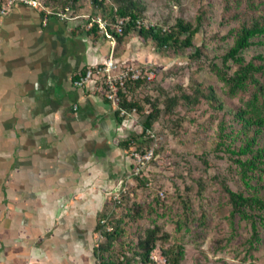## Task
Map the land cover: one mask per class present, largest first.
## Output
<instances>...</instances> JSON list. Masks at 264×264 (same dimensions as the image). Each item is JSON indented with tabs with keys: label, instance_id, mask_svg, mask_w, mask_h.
Instances as JSON below:
<instances>
[{
	"label": "crops",
	"instance_id": "obj_1",
	"mask_svg": "<svg viewBox=\"0 0 264 264\" xmlns=\"http://www.w3.org/2000/svg\"><path fill=\"white\" fill-rule=\"evenodd\" d=\"M81 13L0 14V264H97L99 214L132 168L122 143L142 127L74 81L111 57L163 61L136 33L119 47L91 34Z\"/></svg>",
	"mask_w": 264,
	"mask_h": 264
},
{
	"label": "trees",
	"instance_id": "obj_2",
	"mask_svg": "<svg viewBox=\"0 0 264 264\" xmlns=\"http://www.w3.org/2000/svg\"><path fill=\"white\" fill-rule=\"evenodd\" d=\"M87 1L45 0L44 4L53 11L60 9L66 12L67 8H71L79 12L84 9ZM222 1V24L234 21L232 22L234 26L229 28L226 34L232 37V43L218 58L215 56L211 58L205 56L203 45L199 43V39L203 40L207 31L204 19L206 14L203 10L195 22L178 17L172 26L165 28L160 24L150 26L141 23L149 17L137 0H115L111 7L107 6L106 0H90L94 8L93 15L100 14L99 16L110 24H115L121 17L129 18L121 35L116 34L111 27L107 29L118 47L130 34L137 33L144 41L154 43L159 51H171L186 57L190 62L189 72L193 64L205 68V71L223 86L227 96L246 97L241 107L230 108L215 84L204 83L195 78L193 73L189 75L187 88L181 85L175 94L169 95L161 88L158 96L148 95L142 101L129 96L130 91L147 87L143 78L130 81L127 90L120 93L121 108L128 113L135 110L141 118L142 126V133L131 136L122 143V146L129 150L135 144H139L141 146L135 150L140 153L145 152L142 148L144 145L149 146L151 143L150 138L145 139L147 130L153 129L162 118L170 121L172 127L169 129L172 133L175 135L179 133L185 121L184 117L176 114V109L181 103L187 114L207 107L209 119L218 122L214 152L223 154L238 166L242 184V187L235 191L226 180L216 178L221 187V194L226 197L231 207L228 220L232 227L236 216L251 223L252 235L247 239V243L252 250L257 249L260 241L259 227L264 229V0ZM100 32L99 26L94 24L90 33L99 36ZM250 50H253L254 54L247 58L246 53ZM124 117L120 115V111H115L117 122H121ZM204 163L207 164V161L204 160ZM177 175L182 177L184 185H187L179 194L183 209L182 218L187 225L193 210V188L188 186L184 174ZM137 179L145 188L146 180ZM196 182L198 189L194 199L199 204V227L203 232L207 227V188L201 179ZM125 201L127 210L124 216L115 214L109 205H106L99 214L96 232L100 234L102 240L96 246L97 264H156L152 254L157 248L158 241L167 239L168 234H161V228L155 226L146 229L135 243L123 241L127 233L126 222L142 218L145 212V207L141 204L135 201L132 203L128 199ZM181 222L177 221L178 228L181 227ZM121 241H123L120 245L121 250L117 252L116 245ZM161 253L165 264H183L185 247L182 244H164Z\"/></svg>",
	"mask_w": 264,
	"mask_h": 264
},
{
	"label": "rangeland",
	"instance_id": "obj_3",
	"mask_svg": "<svg viewBox=\"0 0 264 264\" xmlns=\"http://www.w3.org/2000/svg\"><path fill=\"white\" fill-rule=\"evenodd\" d=\"M137 1L149 17L148 20L141 22L142 24H160L165 28L172 26L178 17L195 22L203 10L206 14L204 19L207 31L204 33L203 40L199 39V43L203 45L205 56L218 58L232 43V37L226 34L227 30L234 26L232 23L234 21L222 24V0ZM114 2L115 0H106L108 7L114 5ZM80 12L83 17L87 16V18L89 14L96 15H93L94 8L90 0L85 3L84 9ZM99 12L100 10L97 11ZM149 42L144 41L143 43L147 45ZM152 45L163 62L150 65L133 63L124 65L137 68L140 72V79L143 78L147 83V87L130 91L129 96L142 101L148 95L158 96L161 88L169 95L175 94L179 86L183 85L187 88L189 75L193 73L195 78L204 83L215 84L230 108L237 109L245 102L246 97L227 96L223 86L218 84L215 78L205 71V68H199L198 64H193L189 72L190 62L186 60V57L176 55L171 51H159L154 43ZM253 54V50H250L246 53V57L250 58ZM129 82L130 80L127 84ZM176 112L185 118L179 133L175 135L170 131L169 127H172V124L166 118L156 123L151 129L152 136L146 135L145 138L146 140L151 139L150 145L142 147L149 161L145 160L144 164H141L142 162L134 157V153L137 152L135 148L141 146L139 144L126 150L132 168L125 177L122 187L105 199L104 208L109 205L111 210L119 216H124L126 213L127 202L125 200L127 199L145 207L142 218L126 222L127 233L123 241L135 243L146 229L158 226L161 228V234H168V238L161 239L157 243V248L152 254L156 264H165L161 248L169 243L182 244L185 247L183 264H264V229L259 227L260 241L257 249L251 250L247 243V239L252 235L251 223L236 216L234 227H232L228 220L231 207L226 197L221 194V187L216 178L226 180L235 191L241 188L242 184L238 166L223 154L214 152L218 122L209 119L210 113L206 106L197 112L187 114L181 103ZM128 117L135 119L138 126H141V118L135 110L131 113L126 111L124 118ZM138 166L141 170L136 176L133 173ZM178 173L184 174L187 177L188 186L193 188V210L191 220L187 225L182 218L183 209L179 198V194L186 189L187 185H184V179L178 176ZM137 178L146 180L145 188L139 184ZM199 179L205 183L208 197L207 227L203 232L199 227V204L194 199L198 189L196 181ZM177 221H182L180 228H178ZM95 234L98 244L102 237L97 232ZM123 241L117 243L115 248L117 252L121 250L120 245Z\"/></svg>",
	"mask_w": 264,
	"mask_h": 264
},
{
	"label": "built area",
	"instance_id": "obj_4",
	"mask_svg": "<svg viewBox=\"0 0 264 264\" xmlns=\"http://www.w3.org/2000/svg\"><path fill=\"white\" fill-rule=\"evenodd\" d=\"M23 5L32 8H39L46 14L54 15L61 20L72 19L71 15L74 13L71 8H67L66 12L58 9L53 11L44 5V0H0V14L6 15L15 6ZM88 21L90 28L97 24L101 33H103L107 38L111 39L112 44L115 46L114 38L108 33V27L114 29L116 34L121 35L123 32V27L129 22V18L121 17L118 18L115 24H110L108 21L103 19L101 16H88ZM140 24V22H138ZM150 26H154L151 24ZM121 64L113 57L109 58L104 64L96 65L86 68L77 79L74 84L78 87H85L86 85H94V87L100 91L104 97L108 100L115 111H120L121 116H125L126 111L121 108V92L126 91L127 82L137 81L140 79V72L137 68H129ZM126 67V68H125ZM147 136H152L151 130H147ZM153 155V153H152ZM147 155L134 153V157L138 158L144 164L145 160H148ZM140 166L133 173L138 176L140 174Z\"/></svg>",
	"mask_w": 264,
	"mask_h": 264
}]
</instances>
